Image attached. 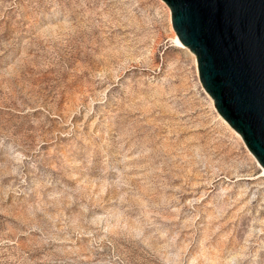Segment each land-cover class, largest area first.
I'll list each match as a JSON object with an SVG mask.
<instances>
[{
	"label": "rangeland",
	"instance_id": "1",
	"mask_svg": "<svg viewBox=\"0 0 264 264\" xmlns=\"http://www.w3.org/2000/svg\"><path fill=\"white\" fill-rule=\"evenodd\" d=\"M173 35L162 0H0V264H264L261 167Z\"/></svg>",
	"mask_w": 264,
	"mask_h": 264
},
{
	"label": "water",
	"instance_id": "2",
	"mask_svg": "<svg viewBox=\"0 0 264 264\" xmlns=\"http://www.w3.org/2000/svg\"><path fill=\"white\" fill-rule=\"evenodd\" d=\"M219 116L264 169V0H162Z\"/></svg>",
	"mask_w": 264,
	"mask_h": 264
},
{
	"label": "bare ground",
	"instance_id": "3",
	"mask_svg": "<svg viewBox=\"0 0 264 264\" xmlns=\"http://www.w3.org/2000/svg\"><path fill=\"white\" fill-rule=\"evenodd\" d=\"M173 41H174V43L176 44V46H178L179 48H182V49L187 50V48L184 47V46L180 43V41L178 40L176 34L173 35ZM187 51H188V50H187ZM195 62H196V60H195ZM220 119L222 120L223 123H225V121H223L222 118H220ZM225 124L227 125V123H225ZM256 163H257V165H258L259 167H261V166L258 164L257 161H256ZM260 177H263V178H264V169H263L262 167H261V174H260L257 178H260Z\"/></svg>",
	"mask_w": 264,
	"mask_h": 264
}]
</instances>
